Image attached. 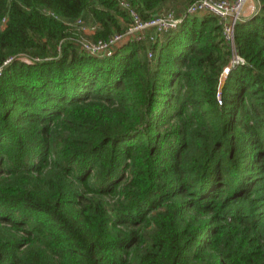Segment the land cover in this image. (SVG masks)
<instances>
[{"label":"trees","instance_id":"16d2710c","mask_svg":"<svg viewBox=\"0 0 264 264\" xmlns=\"http://www.w3.org/2000/svg\"><path fill=\"white\" fill-rule=\"evenodd\" d=\"M125 1L147 20L194 0ZM256 1L230 66L213 14L94 56L77 41L126 30L119 0H0V264H264Z\"/></svg>","mask_w":264,"mask_h":264},{"label":"built area","instance_id":"2783aa9c","mask_svg":"<svg viewBox=\"0 0 264 264\" xmlns=\"http://www.w3.org/2000/svg\"><path fill=\"white\" fill-rule=\"evenodd\" d=\"M120 4L127 8L132 15V22L126 30L109 37L108 39L90 40L85 37L78 40L81 49L89 55L94 56H110L115 50L131 40L147 39L151 42L155 41L162 33L175 29L186 15H195L200 13H209L217 16L223 27V33L232 48L233 56L230 61V66L238 63H243L244 59L235 52L234 32L235 26L241 20L254 14L258 9L256 0H194L185 10L176 14L173 10L162 13L156 17L141 20L139 16L129 8L125 0H119ZM83 32L92 31L94 28L91 25L83 27L80 20L77 21ZM150 56V53H149ZM21 61L31 63L33 60L25 55L18 56ZM13 57L4 61L3 66L9 63ZM229 66V68H230ZM229 68H225L222 77H224ZM2 66H0V73Z\"/></svg>","mask_w":264,"mask_h":264},{"label":"rangeland","instance_id":"374dc122","mask_svg":"<svg viewBox=\"0 0 264 264\" xmlns=\"http://www.w3.org/2000/svg\"><path fill=\"white\" fill-rule=\"evenodd\" d=\"M249 16H251V15H249ZM249 16H248V17H249ZM87 33L89 34V33H90V31H87ZM88 34H87V35H88Z\"/></svg>","mask_w":264,"mask_h":264}]
</instances>
